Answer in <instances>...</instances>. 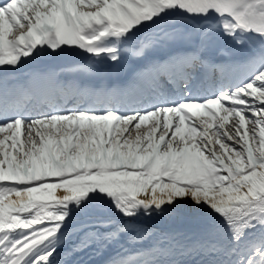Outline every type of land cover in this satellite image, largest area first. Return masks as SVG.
I'll return each instance as SVG.
<instances>
[{
	"label": "snow or ice",
	"instance_id": "obj_1",
	"mask_svg": "<svg viewBox=\"0 0 264 264\" xmlns=\"http://www.w3.org/2000/svg\"><path fill=\"white\" fill-rule=\"evenodd\" d=\"M0 264H264V0H0Z\"/></svg>",
	"mask_w": 264,
	"mask_h": 264
}]
</instances>
